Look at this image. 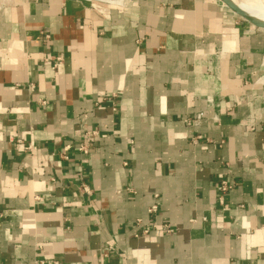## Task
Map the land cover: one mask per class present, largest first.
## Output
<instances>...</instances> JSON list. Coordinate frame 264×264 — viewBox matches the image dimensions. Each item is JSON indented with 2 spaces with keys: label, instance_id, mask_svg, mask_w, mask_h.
Here are the masks:
<instances>
[{
  "label": "crops",
  "instance_id": "crops-1",
  "mask_svg": "<svg viewBox=\"0 0 264 264\" xmlns=\"http://www.w3.org/2000/svg\"><path fill=\"white\" fill-rule=\"evenodd\" d=\"M0 264H264V29L220 0H0Z\"/></svg>",
  "mask_w": 264,
  "mask_h": 264
},
{
  "label": "built area",
  "instance_id": "built-area-1",
  "mask_svg": "<svg viewBox=\"0 0 264 264\" xmlns=\"http://www.w3.org/2000/svg\"><path fill=\"white\" fill-rule=\"evenodd\" d=\"M46 61H51L52 62V66L53 67H55L58 63H60V61H61V58H60V56H52V57H49V58H46L45 59ZM31 88H33V86H31V84L29 85ZM112 94H114V93H112ZM202 117V113H195L194 115H193V117H192V119H189V121H186L187 122V124H189L190 122H193V123H196L197 121H199L200 120V118ZM89 132H85L84 134H83V142H81V143H79L78 144V149L82 152V153H87L88 152V148H89V146L87 145V140L89 139L88 137H89V135L91 134V136L95 133V131L94 130H92L89 134H88ZM195 139H199L200 138V136H198V135H196L195 137H194ZM25 148H27L28 150H32V149H34V148H31V146H26ZM68 149V147L67 146H64V150H67ZM218 183H217V190L220 192V193H225V192H227L231 187H232V185H233V183L232 182H228L226 179H223V178H218V181H217ZM155 210V205H153L150 209H149V211L150 212H153ZM165 227H166V230L167 231H170V229H169V226H167V225H165ZM148 230H144L143 231V233H146Z\"/></svg>",
  "mask_w": 264,
  "mask_h": 264
},
{
  "label": "bare ground",
  "instance_id": "bare-ground-1",
  "mask_svg": "<svg viewBox=\"0 0 264 264\" xmlns=\"http://www.w3.org/2000/svg\"><path fill=\"white\" fill-rule=\"evenodd\" d=\"M253 19L264 23V0H231Z\"/></svg>",
  "mask_w": 264,
  "mask_h": 264
},
{
  "label": "water",
  "instance_id": "water-1",
  "mask_svg": "<svg viewBox=\"0 0 264 264\" xmlns=\"http://www.w3.org/2000/svg\"><path fill=\"white\" fill-rule=\"evenodd\" d=\"M224 5L229 7L234 13L242 17L244 20L246 19L249 21L253 26L259 27L264 29V23H261L255 19H253L251 16H249L246 12H244L240 7H238L235 3H233L231 0H220Z\"/></svg>",
  "mask_w": 264,
  "mask_h": 264
}]
</instances>
